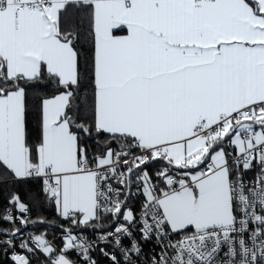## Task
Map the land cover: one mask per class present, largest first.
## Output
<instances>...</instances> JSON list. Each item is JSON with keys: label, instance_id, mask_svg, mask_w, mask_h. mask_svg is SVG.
<instances>
[{"label": "snow or ice", "instance_id": "obj_1", "mask_svg": "<svg viewBox=\"0 0 264 264\" xmlns=\"http://www.w3.org/2000/svg\"><path fill=\"white\" fill-rule=\"evenodd\" d=\"M37 253L264 264V0H0V264Z\"/></svg>", "mask_w": 264, "mask_h": 264}, {"label": "trees", "instance_id": "obj_2", "mask_svg": "<svg viewBox=\"0 0 264 264\" xmlns=\"http://www.w3.org/2000/svg\"><path fill=\"white\" fill-rule=\"evenodd\" d=\"M41 214L47 217L49 220L56 219L55 211L52 208H47V207L44 208L41 211ZM60 222L62 223L63 221ZM28 229L34 230L39 233H47L48 238L53 240V242L58 246L61 245L62 243V233L57 223L44 224V225H30ZM82 234L87 235L88 233H82ZM45 259L46 257L42 253H37L31 258V261L32 264H43Z\"/></svg>", "mask_w": 264, "mask_h": 264}, {"label": "built area", "instance_id": "obj_3", "mask_svg": "<svg viewBox=\"0 0 264 264\" xmlns=\"http://www.w3.org/2000/svg\"><path fill=\"white\" fill-rule=\"evenodd\" d=\"M29 232H33V233L39 234V232H36V231H34V230L27 229V230L24 232V235L27 236ZM17 239H19V237H17ZM32 257H33V256H31V258H32ZM72 258H73V259H76V258H77L75 253L72 255ZM104 264H107V262H104Z\"/></svg>", "mask_w": 264, "mask_h": 264}]
</instances>
